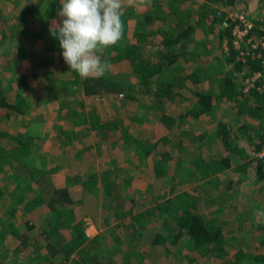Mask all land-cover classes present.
<instances>
[{
  "label": "trees",
  "instance_id": "1",
  "mask_svg": "<svg viewBox=\"0 0 264 264\" xmlns=\"http://www.w3.org/2000/svg\"><path fill=\"white\" fill-rule=\"evenodd\" d=\"M37 1L40 2L38 6L42 8V3H46L45 10L36 12L31 20L40 22L38 23L39 29L44 31L48 19L55 15L51 7L57 11V2L59 1ZM190 1L194 2H191L190 7L187 8L182 6L183 0H168L167 7L163 6L161 10L157 1L152 2V8L142 12L133 10L129 6L123 7V38L116 45L99 53L102 60H107L108 63L118 67L117 70L119 71H115L113 74L107 70L103 76L81 79L78 74L69 69L64 59L61 60L60 70L68 73V75L69 73L72 74L73 77L65 81L63 85L64 95L75 93L82 87L83 93L87 95L105 92L110 94L116 102V106L111 107L113 112L111 115L93 110L82 112V110L74 107L68 116L70 122L66 123L65 128L53 129V127L48 126L52 132V137L46 138L55 145L59 135H63L66 142H57L60 148L59 152H70L73 156V163L79 164L75 156L78 153V145L81 146L82 144L83 138H80L82 133L86 134L92 128L97 130V133L107 129L117 130L116 137L110 139L108 144L111 156L99 155L100 159L104 158L105 160V163L100 165L102 170H94L93 168L81 173L84 189L90 194L86 196L88 199L91 196H96L99 190L108 197V202L104 204L106 211L103 212L102 209L99 214L105 229L102 228L104 231L101 230L93 238L87 239L83 232L81 217L76 216L74 210L62 206L80 198V195L71 193L67 187H58L54 188L50 197L48 196L44 200L41 190H35L41 181L42 174L34 175L31 181H34L35 185L30 184L24 189L25 192H17V198H25V201L32 207L40 206L43 201H48V208L45 211V224L47 225L42 228L40 236L30 237L29 231L36 227L38 222H42L41 218H23L22 214L19 213L21 211L17 212L15 205L14 208L0 215V252L3 250L9 252L6 254L10 258L8 261L17 264L16 260L19 258L20 252L23 251L25 255L41 264H66L69 263V260L70 264H74L76 259L73 258L76 254L80 255L79 259L82 264H112L104 258L103 245L107 244L105 241L106 231L111 233L114 230L111 226V219L123 209L128 210L130 219H135L141 225V229H146V214L154 216L158 213L157 218L161 220L163 225H167L169 219V222L174 223V227L171 229L174 231L171 241L177 242L183 237L184 244L198 253H204L222 241L221 226H216L214 229L208 228L204 222V216L197 211L182 209L183 203L187 205L188 202H182L178 198L173 199V207L165 201L162 206L157 202L136 214L132 212L135 196L146 197L154 194L153 182L156 179L162 187L158 195L168 196L172 192L173 186L170 179L177 177L180 169H188L194 179H204L222 169L228 171L232 169L230 168L231 152L238 153L240 156L244 152L240 146L241 137L231 129L232 127L237 130V127L233 124L230 126L221 119L215 121L217 125L213 132H208L205 126L202 129L198 126L202 120L206 123L207 120L213 121L215 111L218 109L230 104L236 125H238L240 132L245 133L246 138L249 139L250 147L257 148L260 143L258 140L264 139L263 94L255 87H250L247 90L243 88L245 76L253 71L259 69L264 75L262 64L264 50L259 47L251 48L254 53L250 54L248 52L250 48H245L242 44L240 48L235 47L232 43L233 35L231 33L234 22L231 21L228 25L222 26L226 13L213 7L212 2L214 0ZM216 1H222L224 6L226 5L225 2L229 4L232 0ZM194 8L197 9L201 18L208 14L211 15V20L205 30L216 34L217 41L226 37L229 52L223 55L218 52L214 57L212 56L213 62L208 66H199L197 63L184 74H181L179 70L183 68V63L192 61L193 55H195V51L188 46L191 32L194 30V26L188 22V18L191 16L190 11ZM23 12H26L24 7L18 15L19 19L24 15ZM129 17L136 20V26L133 28L130 37L126 33L128 27L126 20ZM253 19V23L247 31L250 44L264 32V21ZM156 20H159V24L152 28L151 26ZM152 36H156L158 41L155 42ZM44 48L46 51L62 50L58 39L50 33L44 39ZM246 65L248 67L244 71ZM61 79L63 83L67 78L62 77ZM257 82L259 83L260 79ZM19 97L21 99L17 98L15 102L11 103L0 89V106L22 111L25 102L20 95ZM64 97L69 101L72 98L70 95ZM176 97L187 100L186 105L175 114H170L166 109ZM148 98L150 99L148 100ZM132 104L139 109L143 107L159 111V115L155 116L157 119L155 126L159 129L166 128L167 132L158 134L157 130L147 129L146 126L139 128L137 132L129 130L125 118L136 124H140L142 120V114L135 113L133 109L129 114H124L121 111V109L128 108L127 106ZM69 112L67 108L65 113ZM7 115L3 114L5 117ZM23 125L18 132H14V135L9 134L14 140L12 145L8 144L6 147L0 145V159L3 161L15 160L17 163H28L27 155L31 153L32 137L36 135L34 140H39L41 136L31 132L29 124H25L24 127ZM4 126L0 128V131L8 133L7 126ZM12 130V128L9 129L10 132ZM255 135L257 138L254 137ZM213 142L214 144H212ZM69 144H71V150H68ZM195 144H204V151L202 152ZM172 146H175V152L172 150ZM196 147L199 151L194 153L195 156L191 161V156L184 153L192 152ZM213 147L217 156L212 161H208L203 156L209 158ZM83 148L86 149V144ZM112 150L119 151L115 156L117 158L113 160ZM53 161L55 163L54 158ZM135 168L140 170L134 172L133 169ZM108 171L109 173L106 174ZM41 172L43 171L41 170ZM254 173L256 176H264L263 163L259 160L255 164ZM127 187H132L133 197H129L125 192ZM184 194V197L190 195L187 191ZM57 202L62 204L61 207L56 206ZM90 202L92 200L82 202L80 208ZM189 204L193 206L192 199L189 200ZM167 214H171V217L167 218ZM7 215L10 217L9 219H6ZM36 219L38 221H35ZM67 226L73 232L69 234L68 238L62 233ZM138 235L133 233L121 238L118 232L111 233L110 240L116 239L117 242H115L119 245L115 248L124 249L123 256L117 260V264L130 263L132 257L141 262L145 253L142 250H137L135 245L142 240L146 241L145 247H152L158 243L163 244L166 240L160 232H155L151 238L146 239H140ZM261 243L263 245L262 251L251 253L240 247L234 252L230 260L225 256L221 260H225L227 264H264V241L261 240ZM177 251L182 252V248L179 246ZM168 258V264H173L176 255ZM189 261L191 264H196L193 256H190ZM18 264L22 263L19 262ZM162 264H167V262H162Z\"/></svg>",
  "mask_w": 264,
  "mask_h": 264
},
{
  "label": "rangeland",
  "instance_id": "2",
  "mask_svg": "<svg viewBox=\"0 0 264 264\" xmlns=\"http://www.w3.org/2000/svg\"><path fill=\"white\" fill-rule=\"evenodd\" d=\"M58 1L57 11L61 7L60 0ZM154 1H157L160 4V10L163 6L167 7L168 0H148L147 4L144 6L139 5L138 0H121L123 7L129 6L132 7L133 10L139 12L152 8V2ZM198 1L204 2L205 0ZM191 2L193 3L194 1L183 0L182 6L184 8L190 7ZM222 3V1L214 0L212 5L219 10L221 9V11H225V16L230 12L233 14L238 13L232 19L228 18L230 21H228L227 24L225 23L228 25L231 21L234 22L231 27V33L233 35L232 43L234 40L237 43L239 42V47L237 48H240L242 44L245 48H250L247 50L250 54H253L254 51H252L251 48H258V46H253L252 43H254L260 36L250 44V37L247 36V31L250 25L247 27V30H245L239 22V17L236 16L243 14L245 20L250 22L251 25L254 20L253 18L259 19L261 22L264 21V0H232L229 4L225 2L226 5L224 6ZM39 4L40 2L37 0H0V89L9 102H15L17 98H20L19 95L25 102L24 110L22 111L7 106H0V128L5 125L4 127L7 126L8 130V133L0 131V145H4L5 147L8 144L12 145L14 140L9 134L14 135V132H18L23 124H29L30 130H32L31 132L41 136V139L34 140L37 136L33 135V141L30 144L31 153L27 155V158L29 159L27 164L17 163L15 160L3 161L0 159V193L2 192V194H0V215L4 214V211L7 212V210L14 208L16 200H22V202L16 204V206L19 207V211H21L20 213L23 218L39 217L42 219L40 227H34L31 229V237L39 236L42 227L45 228L47 225L45 224V211L48 208V201H43L40 206L32 207V205L25 201V198H17V192H25L24 189H26V187L30 184H34V181H31L33 180L34 175L39 174H42V177L40 183L35 187V190H41V195L44 200H46L48 196L50 197L54 188L64 186L69 190H79L80 185L84 183H82L83 181L79 176L69 175L70 172H77L79 170L85 172L86 170L93 168L94 170H102L100 169V165L101 163L103 165L105 160L104 158L100 159L99 155L105 154V156H111V151L108 150V144L110 143V139L116 137L117 132V130L107 129L103 132L97 133V130L92 128L88 133H82L80 135V138H83V140L81 146L78 145V153L75 156L79 161L78 165L73 164L72 166V162L70 161L67 165L68 170L66 167H63L64 169H62V167L59 169L58 164L54 163L52 157L53 154L58 156L60 161L63 160L64 164H66L71 157L73 160V156L68 152L58 153L54 148L51 149L48 146V143L45 144L42 142L44 139L52 137V132L48 126L53 127V129L65 128L66 123L70 122L68 116L72 113L74 107L82 110V112L93 110L111 115L113 113L111 107H115L116 102L112 99L113 97H111L110 94L105 92L87 95L83 93L82 87H80L75 93L65 94L66 96H72L70 101L64 97L65 90L63 85L65 81H68L73 77L72 74L69 73L68 75V73L66 74V72L60 70V62L63 59L61 53L63 50L46 51L44 48V39H46L47 35L50 33L49 27L52 21L55 19L59 22L61 18L57 17V11L51 7V10L55 12V15L48 19V24L46 23L47 27L42 31L39 29L40 26L38 25L40 22L31 20V17L36 12L45 10L46 3H42L43 8L38 6ZM23 7L26 9V12H23L24 15L19 19L18 15H20ZM190 12L191 16L188 18V22L193 24L194 30L191 32L188 46L190 49L192 48L191 50L195 51V55H193L194 57L192 61L183 63V68L179 70V73L181 74H184L190 67L197 63H199V66H208V64L213 62L212 56L214 57L218 52L222 55L229 52V44L226 37L217 41L216 34L205 30L211 20V15L208 14L201 18L199 12L195 8ZM158 21L159 20H156L151 27H157L159 24ZM126 22L128 25L126 33L130 37L133 28L136 26V20L135 18L129 17ZM222 26L224 25L222 24ZM41 28H43L42 25ZM152 38L155 42L158 41L156 36H152ZM109 65L108 72H110V74L119 71L117 70V66H114L112 63H109ZM247 67V65L244 67V71ZM62 77L67 78L63 83L61 79ZM207 82H209V80H207ZM149 99L150 98H148V100ZM186 101L187 100H183L180 97H176L168 104L166 111L170 114H175L180 109L184 108ZM127 107L128 108L121 109L124 114L131 113V109H133L135 113L142 114L140 124H136L135 122L132 123L129 119L125 118L128 124L127 127L132 132H137L139 128H143V126H146L147 129L157 130L159 132L158 134H160V132L162 134L167 132L166 128L159 129L155 126L157 120L155 119V116L159 115V111L143 107H140L141 109H139L134 104L128 105ZM67 108L70 111L69 113H65ZM108 111L111 113H106ZM3 114L8 115L5 117ZM219 119L226 124H230V126H232V124L233 126H236L237 130L232 127L231 129L237 132L238 136L241 137L240 146L243 148L244 155L242 154L240 156L238 153L233 152H231V154L233 156L232 160L240 165V170L238 171L243 175L242 178L238 181H233V171L229 174L230 171L222 169L210 177L207 176L208 178L205 177L203 179L204 181H202L197 188V182H200L199 179L195 180L194 176L192 177V174L188 172V169H180L177 177L170 179V183L173 186L172 192H170L168 196L158 195L162 187L156 179L153 182L154 194L146 197H134L135 205L132 208V212L136 214L157 202L162 206L165 201L173 207V199L178 198L181 199L182 202H188L187 205L183 203L184 206L181 207L182 209L185 210V208H187L186 210L202 213L205 217L204 222L208 226L222 221L223 224H220L221 227L219 226L222 228L220 234L224 236L222 241L216 243L215 246L213 245L210 247L208 251L198 253L184 244L183 237L177 242L171 241V236L174 232L171 231V229L174 227V223L169 222V219L166 223L167 225H163L161 220L157 218L158 213L154 216L146 214V229H141V225L138 224L135 219H130L128 210L123 209L111 219V226L114 229L111 233L118 232L121 238H124L125 235L137 233L139 234L138 236L140 239H146L149 237L151 238L155 232H160L166 238L163 244H154L152 247H145V240L138 242L135 245V248L139 251H144L145 257L141 262H138L135 257H132L130 263L124 264H162V262L165 261L168 264V257H172L174 254L176 255V258L173 264H191L189 261L190 256L194 257V263L196 264H227V262L221 260V258H224L223 256H225L230 260L234 250L240 246H245L246 250H248L249 247H252L253 249H250V252L254 249L259 250L263 248L262 243L256 239L264 236V176H254L257 160L251 155L252 147H250L249 139L246 138L245 133L240 132L238 125H236L234 112L231 109L230 104L215 111L213 121L209 122L206 118L207 123L202 120L198 123V126L200 129L205 126L207 127L208 132H213L217 125L215 121H218ZM10 128L13 129L12 132L9 131ZM254 137L257 138V135ZM56 141L58 143H64L66 142V138L60 134ZM262 141L263 138H260V141L258 140L260 143ZM185 143L187 144L188 142ZM85 144L86 149L83 148ZM212 144H214V142ZM195 145L199 147L202 152L204 151V144ZM197 147L192 152L184 153L191 156V161L195 156L194 153L199 151ZM169 148L171 149V147ZM68 150H71V144H69ZM172 150L175 152V146H172ZM112 152L113 160L117 158L115 156H117L119 151L112 150ZM206 157L207 156H203L205 159ZM237 164L232 165V168L237 166ZM41 170L43 172H41ZM136 170L139 171L140 169H133L134 172H136ZM108 173L109 171L106 172V174ZM170 173L172 174L171 171ZM244 186H247V190L242 192L243 195H241V193L239 194V190L244 189ZM80 188L82 189V187ZM224 189H227V192H223ZM186 191L190 195L184 197V192ZM125 192L129 197L134 196L132 187L125 188ZM88 195L90 194L87 191H84L80 194V198L75 201L68 202L66 205L57 202L56 206L59 208L62 205L74 210L76 216H80L82 219L83 232L86 238L91 239L95 234L99 233L101 230L104 231L105 229L99 218V214L102 209L103 212L106 211L104 204L108 202V197L107 195H103V192L100 190L96 194L97 199H95L96 196H91L88 199V197H86ZM233 196H240L241 199L234 198L231 202H222L224 199H232ZM154 197L156 198L154 199ZM151 198L152 200H150ZM212 198H214V201ZM191 199H193V206L189 204V200ZM87 200H92V202L80 208V204ZM258 201H260L259 204L253 205V203ZM247 204H252V206L245 208L244 210V207ZM205 210L213 216L206 217ZM239 211L240 214L246 213V215L237 220V217L234 218L235 215H237L235 212ZM169 217H171V214H167V218ZM231 217L233 218L232 220H230ZM35 221L38 220L36 219ZM259 223H261L262 226L258 225ZM228 226L229 229L227 230ZM62 233L68 238L69 234L73 232L72 229L67 226L63 229ZM111 233L106 231L105 241L107 244L103 245L104 258L105 260H109L112 264H117L116 262L118 258L121 259L123 256L122 252L124 253V249L115 248L119 247V245H117L118 243L116 244V239L110 240ZM112 245L115 246L113 247ZM179 246L182 248L183 253L177 251ZM28 252L32 254L30 251ZM6 254L7 252L4 250L0 252V264H14V262L8 261L10 258ZM79 258L80 255L76 254L73 258L76 259L74 264H82ZM16 261L17 264L19 262L22 264H41L39 261L25 255L23 251L20 252L19 258H17ZM66 264H70V262Z\"/></svg>",
  "mask_w": 264,
  "mask_h": 264
},
{
  "label": "clouds",
  "instance_id": "3",
  "mask_svg": "<svg viewBox=\"0 0 264 264\" xmlns=\"http://www.w3.org/2000/svg\"><path fill=\"white\" fill-rule=\"evenodd\" d=\"M148 0H138L141 6ZM50 34L58 39L69 69L81 79L100 77L110 65L99 53L123 38L121 0H60Z\"/></svg>",
  "mask_w": 264,
  "mask_h": 264
},
{
  "label": "crops",
  "instance_id": "4",
  "mask_svg": "<svg viewBox=\"0 0 264 264\" xmlns=\"http://www.w3.org/2000/svg\"><path fill=\"white\" fill-rule=\"evenodd\" d=\"M32 142V141H31ZM43 143H45V144H47L48 143V146L51 148V149H55V151L56 152H58V153H63L62 151L61 152H59V147H58V144H57V142H56V144L55 145H53L48 139H46L45 141L43 140L42 141ZM252 149V148H251ZM55 152V153H56ZM69 154H70V152H68ZM127 154V153H126ZM243 155H244V152L242 153ZM217 156V154H216V151H215V148L213 147V150H212V153H211V155H210V157L209 158H207L206 157V159H208V161H212L215 157ZM52 157L54 158V160H55V164H58V166H59V169L62 167V169H64L65 167H66V169H68V167H67V165L69 164V162L71 161L72 162V166H73V160H72V157H71V159H69V161L66 163V164H64L63 163V160L62 161H60L59 160V158H58V156H56L55 154H53L52 155ZM232 159H233V156H232ZM231 159V166H230V168H232V165H236L237 163H235V161L234 160H232ZM232 161H234V162H232ZM75 165H78V164H75ZM64 167V168H63ZM69 170V169H68ZM238 170H240V165L239 164H237V166H235V167H233L231 170H230V172H229V174H231L232 173V171H233V174H234V177H232L233 178V181H238V180H240L241 178H242V174L238 171ZM81 173H83V170H79V171H77V172H74V171H71L70 172V174L69 175H72V176H79L81 179H82V175H81ZM254 176H256V175H254ZM210 177V176H209ZM208 178V177H207ZM196 180V179H195ZM198 180V179H197ZM82 181H84L83 179H82ZM199 181L200 182H197V188H198V186L200 185V183L202 182V181H204L203 179H199ZM227 185V184H226ZM61 187H64V186H61ZM80 187H82V189L80 188ZM80 187H79V190L78 189H75V190H69L68 188V190L71 192V193H76V194H78V195H80V194H82L84 191H85V189H84V184H82V185H80ZM247 190V186H244V189H240L239 190V194L241 193V195H243V193L242 192H245ZM82 192V193H81ZM223 192H227V189H224V191ZM234 198H237V199H241L240 198V196H237V197H234L233 196V198L232 199H224V200H222V202H225V201H229V202H231ZM193 200V199H192ZM212 200L214 201V198H212ZM218 200V199H217ZM243 200V199H242ZM219 201V200H218ZM22 202V200H20V202H17L16 201V204H20ZM219 202H221V201H219ZM260 203V201H258V202H255V203H253V205L254 204H259ZM16 204H15V207L17 208V212H19V207H17L16 206ZM252 206V204H247L245 207H244V210H245V208H249V207H251ZM243 209V208H242ZM239 210H241V209H239ZM5 212V211H4ZM206 214H205V216L206 217H210V216H213V215H210L209 214V212L208 211H204ZM222 212V211H221ZM20 213V212H19ZM237 215H235V217L234 218H236L237 217V220H239L240 219V217H243L244 215H246V213H243V214H240V211L239 212H235ZM201 215H202V213H201ZM204 216V215H203ZM10 217H8V215L6 216V219H9ZM204 219H205V217H204ZM233 218L231 217L230 218V220H232ZM101 220V219H100ZM220 224H223V222L222 221H220L219 223H214V224H211L210 226H208L207 224H206V226L208 227V228H211V229H214L216 226H221ZM256 224V223H255ZM40 222H38L37 224H36V227H40ZM258 225H260V226H262V224L261 223H259ZM34 228V227H33ZM32 228V229H33ZM43 228V227H42ZM222 229V228H221ZM229 229V226H228V228H227V230ZM31 231V230H30ZM30 231H29V233H30ZM40 231H42V229L40 230ZM41 233V232H40ZM258 234V233H257ZM40 236V235H39ZM31 237V236H30ZM224 237V236H223ZM222 237V238H223ZM251 239H254V238H251ZM256 240H259L260 242H261V240L262 241H264V236H261V237H258ZM255 242V241H254ZM240 247H242L245 251H248V252H250L249 250L250 249H253L252 247H249V249L248 250H246L245 249V246H240ZM240 247H238V248H240ZM238 248H236L235 250H234V252L238 249ZM256 251H262L261 249H254L253 251H251V252H256ZM264 251V250H263ZM234 252L232 253V256H233V254H234ZM7 253H9V252H7ZM119 259V258H118ZM69 262H70V260H69ZM80 262H81V260H80ZM82 263V262H81Z\"/></svg>",
  "mask_w": 264,
  "mask_h": 264
},
{
  "label": "built area",
  "instance_id": "5",
  "mask_svg": "<svg viewBox=\"0 0 264 264\" xmlns=\"http://www.w3.org/2000/svg\"><path fill=\"white\" fill-rule=\"evenodd\" d=\"M237 14H233L232 12H230L229 14H227V16H224L222 24L224 26H226L228 21H230L228 18L232 19ZM236 17H239V22L244 27L245 30H247V27L249 25L251 26V23L247 22L245 20L243 14L242 15H238ZM233 43H234V45L236 47H239V42L237 43L234 40ZM252 45L253 46H258V47L264 49V32L260 35V37L254 43H252ZM262 64L264 66V61H263ZM258 79H260L259 83L257 82ZM244 81H245V85L243 87L244 90H247L250 87H255L256 89H258L263 94V98H264V75H263L262 72H260V70H255L252 73H250L249 75L245 76ZM251 155L256 160H259V161H261L263 163V169H264V139H263V141L261 143H259V146L257 148L251 149Z\"/></svg>",
  "mask_w": 264,
  "mask_h": 264
}]
</instances>
